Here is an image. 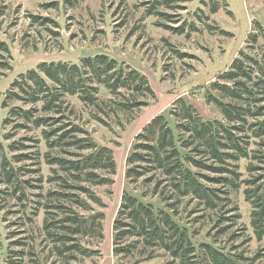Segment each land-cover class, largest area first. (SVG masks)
I'll use <instances>...</instances> for the list:
<instances>
[{"label": "rangeland", "instance_id": "rangeland-1", "mask_svg": "<svg viewBox=\"0 0 264 264\" xmlns=\"http://www.w3.org/2000/svg\"><path fill=\"white\" fill-rule=\"evenodd\" d=\"M72 1L74 4L70 5L65 0H0V41L8 48V52H0V145L17 179L15 191L0 175V264H179L178 260L171 262L163 249L150 250L141 244L129 255L113 253V222L124 191L142 197L154 207L165 205L152 194L153 184L146 186L142 179L128 181L126 157L136 134L155 115L165 114L174 127L177 120L169 115V110L179 97L194 106L202 119L223 120L219 108L207 100L209 84L240 56L239 50L257 60L253 64L254 80L264 79V0H189L175 11L165 9L175 19L172 21L146 14V4L138 0ZM33 16L45 19L44 23L33 20ZM160 23L171 27L184 23V32L178 34ZM251 35H255V41ZM96 54H106L122 67L135 69L145 76L152 90L142 96L133 95L146 104L131 110L116 104L126 97L132 98L130 91L123 88L120 94H112L97 84L98 105H87L76 95L64 97L69 119L87 131L97 145L112 150L115 171H100L112 182L81 184L89 186L101 204L92 202L78 189H64L60 180L51 179L64 174L55 164L46 162L45 153L68 155L61 148L50 150L41 128L29 123L25 128L18 127L21 121L15 117L4 124L11 107L31 105L19 100H9L7 106L2 104L12 81L39 63L79 64L83 57ZM212 92L223 101H231ZM10 145L19 148L10 149ZM256 147L253 143L250 145V148ZM249 161L241 158L236 162L241 180L249 177L246 169ZM69 182L77 184L70 177ZM245 187V183H240L238 189L229 190L230 205L237 207L235 213L240 217L225 234H215L213 222L220 214L233 213L226 212L229 207L218 206L212 210L184 197L177 205L174 218L187 228L196 245L206 241L225 249L237 246L236 251L242 250L254 258L253 264H264V238L257 241L250 226L251 206L245 200ZM62 190L84 197L90 208L84 209L53 194ZM57 204H63L64 209L57 208ZM63 210L84 216L101 214L99 234L72 236L83 246L97 251L95 256L85 257L71 250L58 252L64 244L53 237L65 230L51 227L49 231L55 234L51 236L44 229V221L45 218L60 219L64 216ZM238 232L243 236L232 237V233ZM151 252L156 256L147 258Z\"/></svg>", "mask_w": 264, "mask_h": 264}, {"label": "trees", "instance_id": "trees-1", "mask_svg": "<svg viewBox=\"0 0 264 264\" xmlns=\"http://www.w3.org/2000/svg\"><path fill=\"white\" fill-rule=\"evenodd\" d=\"M65 1L74 4L72 0ZM138 1L146 4V14L164 16L166 21H172L175 19H171L172 15L165 9L175 11L182 2L189 0ZM32 18L41 23L45 21L37 16ZM160 24L178 34L184 32V23L177 27ZM251 37L256 40L255 35ZM3 51L8 52V48L0 41V52ZM239 54L229 68L209 84L207 100L219 108L223 120L202 119L194 106L179 97L169 110V115L177 120L174 127L170 126V119L165 114L159 113L136 134L126 157L125 176L130 183L142 179L146 186L153 184L152 194L165 205L154 207L142 197L124 191L113 222L114 254H132L141 244L150 250L163 249L171 262L178 260L179 264H253L254 258L246 256L242 250L236 251L237 246L225 249L206 241L196 245L187 228L174 218L177 205L184 197L197 200L212 210L218 206L229 207L226 212L233 213L220 214L213 222V228L217 229L215 234H225L240 217L235 213L237 207L230 205L229 190H236L240 183H245V200L251 206L250 226L257 241L264 238V79L254 80L253 64H257V60L243 50H239ZM97 84L112 94H120L122 88L130 91L132 98L126 97L116 103L125 110L146 104L133 95L152 93L144 75L128 66L122 67L106 54H96L83 57L79 64L64 61L39 63L35 69L19 74L12 81L2 104L7 106L9 100H19L31 105L29 108L11 107L4 124L15 117L21 121L17 123L18 127L25 128L29 123L41 128L49 149L61 148L68 155L45 153L46 162L55 164L64 174L51 179L60 180L64 189H78L92 202L101 204V199L90 187L81 184L106 185L112 182L110 177L100 172L115 171L112 150L97 145L87 131L74 124L66 115L64 105L66 95H76L87 105H98ZM212 91L229 97L231 101H223ZM252 143L257 147L250 148ZM9 148L19 147L10 145ZM84 150L87 153H83ZM241 158L250 160L246 166L249 177L242 180L236 164ZM13 170L0 145L1 180L12 184L16 191L17 179ZM69 177L77 184L70 183ZM167 188L169 193H165ZM53 194L84 209L90 208L87 199L76 193L62 190ZM56 207L64 209L63 204ZM63 211L64 216L60 219L45 218L44 221V229L51 236H55L49 231L51 227L65 230V233L53 237L64 244L58 252L63 254L71 250L81 256H95L97 251L83 246L72 236L99 234L101 225L98 217L101 214L84 216L72 210ZM236 234L232 233V237L243 236L241 232ZM154 256L151 252L147 258Z\"/></svg>", "mask_w": 264, "mask_h": 264}]
</instances>
